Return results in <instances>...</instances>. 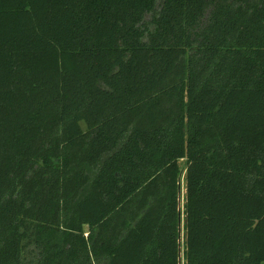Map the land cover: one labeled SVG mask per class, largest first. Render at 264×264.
<instances>
[{"label":"trees","instance_id":"16d2710c","mask_svg":"<svg viewBox=\"0 0 264 264\" xmlns=\"http://www.w3.org/2000/svg\"><path fill=\"white\" fill-rule=\"evenodd\" d=\"M185 161V166H182ZM264 263V0H0V264Z\"/></svg>","mask_w":264,"mask_h":264},{"label":"rangeland","instance_id":"374dc122","mask_svg":"<svg viewBox=\"0 0 264 264\" xmlns=\"http://www.w3.org/2000/svg\"><path fill=\"white\" fill-rule=\"evenodd\" d=\"M182 166H185V161H182ZM186 175L185 173L182 175V210L184 211L185 206V198H186ZM183 222H182V264H185L184 260V252H185V232H184V215L182 216Z\"/></svg>","mask_w":264,"mask_h":264},{"label":"water","instance_id":"95a60500","mask_svg":"<svg viewBox=\"0 0 264 264\" xmlns=\"http://www.w3.org/2000/svg\"><path fill=\"white\" fill-rule=\"evenodd\" d=\"M182 191V183L180 182V192ZM182 200L180 199V216H179V244H180V253H179V264H182Z\"/></svg>","mask_w":264,"mask_h":264},{"label":"crops","instance_id":"0c3cea01","mask_svg":"<svg viewBox=\"0 0 264 264\" xmlns=\"http://www.w3.org/2000/svg\"><path fill=\"white\" fill-rule=\"evenodd\" d=\"M264 264V263H263Z\"/></svg>","mask_w":264,"mask_h":264}]
</instances>
